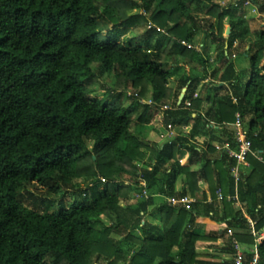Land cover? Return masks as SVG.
Instances as JSON below:
<instances>
[{
  "label": "trees",
  "instance_id": "1",
  "mask_svg": "<svg viewBox=\"0 0 264 264\" xmlns=\"http://www.w3.org/2000/svg\"><path fill=\"white\" fill-rule=\"evenodd\" d=\"M139 1L0 0V264H237V246L245 248L244 264L256 246L264 264V162L249 155V166L238 165L216 148H237L239 112L254 151H264V28L242 53L250 59L246 80L232 46L244 41L247 0ZM250 1L263 16L264 0ZM135 27L146 28L142 45L125 39ZM159 29L188 58L174 89L177 70ZM199 29L224 43L222 71L210 73L205 49L172 41L192 43ZM200 66L203 74L191 72ZM106 74L114 87L99 98L96 84ZM129 87L139 89L137 103L124 106ZM151 89L166 104L173 95L171 106L143 103ZM154 108H165L167 129L183 125L163 144L141 136ZM214 125L223 126L220 135ZM201 135L208 136L202 146ZM143 148L152 156L140 166ZM30 188L56 200L44 211L30 207L22 193ZM68 190L71 202L63 197ZM186 195L197 199L192 209L170 202ZM157 197L164 203L150 213ZM201 223L221 228L203 231Z\"/></svg>",
  "mask_w": 264,
  "mask_h": 264
},
{
  "label": "rangeland",
  "instance_id": "2",
  "mask_svg": "<svg viewBox=\"0 0 264 264\" xmlns=\"http://www.w3.org/2000/svg\"><path fill=\"white\" fill-rule=\"evenodd\" d=\"M229 1L230 0H217V2L220 3V5H222V6H227L229 4ZM140 2H141V0L139 1V3ZM131 13L132 14L144 13L145 15H147V17H149L151 12H147V11L140 10V9H135V10H132ZM204 17H206L204 14H201L199 16V19L201 20L200 24H203L202 21H203ZM243 18L246 19V21L242 25L243 26V33H241L240 36H242V35L244 36V41H242L240 38L237 39L232 46V52L234 54V61L236 63V66L238 67V70L243 73V76L247 80L249 77V74H250V59H249V57L243 55L242 53L246 52L249 49V43H252V41H257L258 36L260 34V31L264 28V15L262 16V14H260L257 11V9L254 8L252 5H244ZM247 28H248V34L244 35V32L247 31ZM145 32H146L145 27H135L132 29V31L129 34L126 35L125 39H127L129 36L136 37V38H138L139 44L142 45L143 44V35ZM161 34L162 35L160 36V38L161 39L163 38V40H164L163 41V49L168 47L167 62L169 63V67L171 69L177 70L176 73L174 74V76L172 77L171 81L169 82V86L174 89L175 87H177L178 80L187 71L188 58L181 56L178 52L179 50L176 48L177 46H175L174 43H170V41L168 39L164 38V35H167L166 32H161ZM172 41L179 43L182 40L173 39ZM156 44H157V40L153 43V45L151 47H155ZM188 44H189V42H188ZM191 45L193 46V48L196 49V51L198 53H202L203 49L206 50V53L208 52L206 54V56L209 57V59H210V66H209L210 73L214 70L222 71V69L225 66V62H224V58H223V54H222V51L224 50V43L223 42H221V41L214 42L211 39V36H208L206 34L204 29H199L197 34L195 35ZM202 71H203V69L201 68V66L195 70H192V68H191V72L193 74L194 73L203 74ZM211 79L213 81H215L216 79H218V77L212 76ZM114 83H115L114 75L113 74H106L96 84L97 91L94 92V95L98 96L99 98L104 97V95L106 93V90H104V88L107 87L108 89H110V88L114 87ZM201 87H202V83H200V85L197 86L196 92L199 93V91L201 90ZM125 92H126L125 95H123L121 98V103L124 106H129V105H132L134 103L136 104L137 99L134 98V96L137 97V95L139 94V89L129 87L128 90H126ZM172 97H173V95H172ZM172 97L169 99L170 102L167 101V104H168L167 105L166 103H164L166 100L163 99L161 96L159 97V99H154L153 91L151 89L148 91L147 95L142 99H143V103H152L153 104V102H154V103H158V104L160 103V105H162L164 103V106L168 108L169 106H171L170 103L172 102L171 101ZM140 107H138V109H137L138 112L135 111L132 114V131H134L136 134L138 132L135 130L136 129L135 123H136V120L138 119L139 115H141L142 111H143V109H141ZM156 112H157V110L152 111L151 116H150V120L148 121L149 126L147 128H145V130H143V132L141 133V136H142V138L146 137L144 140L150 139L151 131L154 128L155 130H157L158 135L152 136V137H155L154 138L155 140H148V141H151V142L158 141L157 143L163 144V143L169 141L170 138H172V136L175 135L174 134L175 131L171 130L168 134L167 133H161L160 134L159 128H161L160 127L161 124L164 123V118H163V113H160L158 115V113L156 114ZM164 129H165V127H163L162 130H164ZM173 129H175V128L173 127ZM182 129H183V125L176 128V130L178 132H180ZM213 132H214V134L219 135L218 131L214 130ZM219 132H221V131H219ZM204 139H206V138H204ZM204 139L203 138L199 139L196 142H198L200 144V146H202ZM90 147L91 148L93 147V142L90 143ZM142 151L144 153H146V158L144 159V161H136V163H138L140 166H143L144 164L148 165V164H146L145 161H151L150 158H151L152 154L150 151H148L144 148L142 149ZM196 168H198V167H196ZM103 183H105V182H103ZM83 184L85 186V185L91 184V182L86 181ZM181 185H182V181H181V179H179L176 183L177 190L181 189L180 188V187H182ZM201 185H203V184H201ZM22 193L24 196L23 202L26 205H28L30 207H34L39 211L47 210V207L50 204L49 202L56 200V196L47 195L45 193L44 189L30 188L29 190H23ZM78 194H79V192H77V195ZM63 197H64V200L68 201V202H71L72 200H74V196L72 195V193H70L69 190L67 192H65V195ZM164 200H165L164 198L157 197L156 198L157 202H156L155 207L154 206L150 207V210H151L150 213H153L155 210H157L158 206H160L162 203H164ZM239 205L240 204L235 203L233 206H236L238 208V207H240ZM147 220L152 221L154 224L160 225V222L155 217H153L152 214H150L147 217ZM107 223H109V221ZM125 233L126 234H124V236L127 235V231H125ZM112 237L119 239L122 237V235L119 233H113ZM126 242H127L128 246L131 245L130 241H126ZM128 246H126V248H128Z\"/></svg>",
  "mask_w": 264,
  "mask_h": 264
},
{
  "label": "built area",
  "instance_id": "3",
  "mask_svg": "<svg viewBox=\"0 0 264 264\" xmlns=\"http://www.w3.org/2000/svg\"><path fill=\"white\" fill-rule=\"evenodd\" d=\"M244 5H252V3L250 0H247ZM159 30L161 32H165V30H162V29H159ZM181 42L183 45L193 47L191 45V43L188 44L187 41H181ZM262 66L264 67V57H263V61H262ZM168 127H169V129L173 128L172 125H169ZM233 127H234V130L236 132L237 148L236 149L231 148L228 142H226L225 144L216 143V148L220 151H222V150L227 151L229 157L236 159L238 165L249 166V162H248L249 155H253L259 161L264 162V156H263L264 151H262V152L261 151L260 152L254 151L252 141L249 138H247V136H246V130L244 128L242 116L239 112L236 114V120L233 123ZM214 128L217 130H222L223 126L214 125ZM233 174H234L236 180L238 181L239 176H240V171H239L238 166L234 167ZM218 196L220 198L222 197V192L220 190L218 191ZM231 198L232 197L229 196V199H231ZM196 201H197L196 198H192L191 196H187V195L183 196V197H172V198H170L171 203L181 204L186 209H192V205ZM249 221H251V219H249ZM251 225L253 226L254 222L251 221ZM253 232L254 231L252 230V233ZM263 237H264V234L258 238V241H260ZM236 248H237V252L235 254L236 263L237 264H244V262L246 260L245 254H244L245 248L241 247V246H237ZM259 259H260L259 253H258L257 246H256V250L254 251V256H253V259L250 262V264H258Z\"/></svg>",
  "mask_w": 264,
  "mask_h": 264
},
{
  "label": "crops",
  "instance_id": "4",
  "mask_svg": "<svg viewBox=\"0 0 264 264\" xmlns=\"http://www.w3.org/2000/svg\"><path fill=\"white\" fill-rule=\"evenodd\" d=\"M197 95H198V92H195V96H197ZM204 107H205V106H204ZM163 109H165V108H162V109H160V110H157L156 108H154L153 110H157L156 114L158 113V115H159L160 113H163V118H164V117H165V111H164ZM160 127H161V128H159V129H160V130H159V131H160V132H159L160 134H161V133H167V134H168V133L172 130V131H175V133H174L175 135H174V136H177V135L180 134V132H181V131L178 132V131H177L178 129L176 130V128H178L179 126H173L175 129H173V128H172V129H167V126L165 125V123H162ZM163 127H165L164 130H162ZM215 130L218 131V134H219V135H220L221 132H222L221 130H217V129H215ZM219 131H221V132H219ZM157 133H158L157 130H155V129L153 128L152 131H151V134H150V139H148V138H147V139H148V140H155V139H154L155 137H152V136H154V135H158ZM174 136H172V138H173ZM207 137H208V136H207ZM207 137L204 136V135H201V136H200V139H202V138L204 139V138H207ZM151 138H152V139H151ZM170 139H171V138H170ZM204 140H205V139H204ZM204 140H203V141H204ZM156 142H158V141H156ZM197 143H198V142H197ZM203 143H204V142H203ZM199 145H200V144H199ZM202 184H203V185H201V190H202V191H205V192L207 193L209 199H210L211 197H210V192H209L208 184H207V183H202ZM181 186H182V185H181ZM180 188H181V187H180ZM178 190H179V189H178ZM238 204H239V203H238ZM239 206H240V207H238V208H237L236 206H234V209H235V210H239V208H241V205H239ZM200 225L202 226V228H203L202 230H203V231H213V230H216V229H220V228H221V227L218 228L217 225L212 224V223H201ZM201 226H200V227H201ZM223 257H224V256H223Z\"/></svg>",
  "mask_w": 264,
  "mask_h": 264
}]
</instances>
